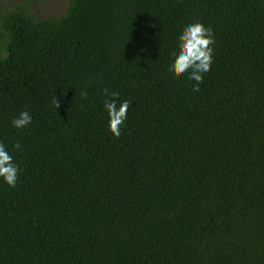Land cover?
Returning <instances> with one entry per match:
<instances>
[{
	"label": "trees",
	"instance_id": "trees-1",
	"mask_svg": "<svg viewBox=\"0 0 264 264\" xmlns=\"http://www.w3.org/2000/svg\"><path fill=\"white\" fill-rule=\"evenodd\" d=\"M65 1L0 0V141L21 145L0 264H264V0ZM194 20L199 92L167 71ZM105 88L130 101L118 138Z\"/></svg>",
	"mask_w": 264,
	"mask_h": 264
},
{
	"label": "clouds",
	"instance_id": "clouds-1",
	"mask_svg": "<svg viewBox=\"0 0 264 264\" xmlns=\"http://www.w3.org/2000/svg\"><path fill=\"white\" fill-rule=\"evenodd\" d=\"M215 37L210 26L199 20H194L183 26L177 37V44L170 53V62L167 67L169 73L184 76L193 81L192 91L199 92L204 74L208 73L213 63V46ZM81 96H87V91L82 90ZM102 110L106 114L107 129L114 137H120L121 130L126 126L130 101L121 98V94L107 88L101 92ZM54 104L58 107V101ZM33 120L28 110L19 111L12 119L11 126L17 130L28 128ZM17 142L9 149L0 141V181L9 187H15L20 172L19 162L15 158V151L20 150Z\"/></svg>",
	"mask_w": 264,
	"mask_h": 264
},
{
	"label": "rangeland",
	"instance_id": "rangeland-1",
	"mask_svg": "<svg viewBox=\"0 0 264 264\" xmlns=\"http://www.w3.org/2000/svg\"><path fill=\"white\" fill-rule=\"evenodd\" d=\"M44 2L40 6L43 8ZM66 7V1L65 0H50V2L47 4L46 7H44L41 10H44L46 13H49L51 15H56L63 11Z\"/></svg>",
	"mask_w": 264,
	"mask_h": 264
}]
</instances>
